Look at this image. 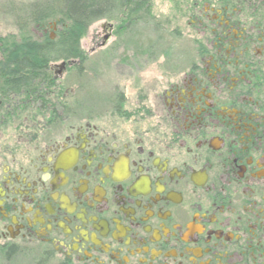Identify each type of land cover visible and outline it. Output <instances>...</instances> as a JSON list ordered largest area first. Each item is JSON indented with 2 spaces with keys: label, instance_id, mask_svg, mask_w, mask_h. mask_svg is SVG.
Segmentation results:
<instances>
[{
  "label": "flooded vegetation",
  "instance_id": "af4514ba",
  "mask_svg": "<svg viewBox=\"0 0 264 264\" xmlns=\"http://www.w3.org/2000/svg\"><path fill=\"white\" fill-rule=\"evenodd\" d=\"M155 1L113 19L188 60L113 65V116L53 104L80 58L0 82V264H264V0Z\"/></svg>",
  "mask_w": 264,
  "mask_h": 264
},
{
  "label": "rangeland",
  "instance_id": "374dc122",
  "mask_svg": "<svg viewBox=\"0 0 264 264\" xmlns=\"http://www.w3.org/2000/svg\"><path fill=\"white\" fill-rule=\"evenodd\" d=\"M35 2H46L50 7H54L52 0H0V39L7 35H17L14 26L16 21L12 13L15 12L14 9L22 10L26 5ZM142 8H133V15L126 16L124 21H120V17L116 20H101L88 28L79 42L82 58L74 60L60 77L56 75L58 78L54 81V91L58 95L54 97L53 104L59 107L64 104L65 114L72 111L81 115L95 112L101 114L107 110L108 115L113 116V65L116 64L118 68L130 66L131 54L138 55L134 50L140 53L155 52L163 55L166 62L172 61L177 66H183L188 60L187 57L184 58V53H187L189 42L178 41L174 37H159L153 27L143 22L147 18L146 13L142 14ZM135 9H138V14L134 12ZM153 9L156 14L159 10L162 18L166 7L157 0ZM17 10L16 13L19 12ZM113 22L119 27L117 34L112 33L105 47L96 48L103 35L101 26L105 23L113 25ZM57 23V19L46 22L45 35L49 40H55L58 36ZM160 23H163V20ZM28 32L36 38L39 37L37 29L30 28ZM152 36L157 38L152 39ZM59 63L49 65L54 74L58 72L56 66Z\"/></svg>",
  "mask_w": 264,
  "mask_h": 264
},
{
  "label": "trees",
  "instance_id": "16d2710c",
  "mask_svg": "<svg viewBox=\"0 0 264 264\" xmlns=\"http://www.w3.org/2000/svg\"><path fill=\"white\" fill-rule=\"evenodd\" d=\"M14 9L17 35L0 39L1 83H45L47 67L60 61L81 58L79 42L88 28L100 20H113L116 13L128 12L127 4L142 0H52ZM16 10L19 11L16 13ZM57 19L58 36L49 40L46 22ZM37 29L38 36L28 32Z\"/></svg>",
  "mask_w": 264,
  "mask_h": 264
},
{
  "label": "water",
  "instance_id": "95a60500",
  "mask_svg": "<svg viewBox=\"0 0 264 264\" xmlns=\"http://www.w3.org/2000/svg\"><path fill=\"white\" fill-rule=\"evenodd\" d=\"M105 37H103V42H102V44L100 45V47H103L105 44H106V42H107V40H108V37H109V31L111 30V26L110 25H107V24H105ZM58 69L59 70H62L63 69V64H61L60 66H58Z\"/></svg>",
  "mask_w": 264,
  "mask_h": 264
}]
</instances>
